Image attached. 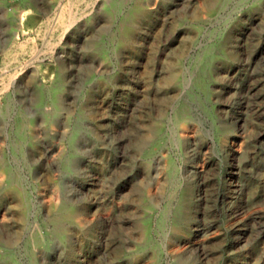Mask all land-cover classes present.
Returning <instances> with one entry per match:
<instances>
[{"label": "rangeland", "instance_id": "1", "mask_svg": "<svg viewBox=\"0 0 264 264\" xmlns=\"http://www.w3.org/2000/svg\"><path fill=\"white\" fill-rule=\"evenodd\" d=\"M0 264H264V0H0Z\"/></svg>", "mask_w": 264, "mask_h": 264}, {"label": "bare ground", "instance_id": "2", "mask_svg": "<svg viewBox=\"0 0 264 264\" xmlns=\"http://www.w3.org/2000/svg\"><path fill=\"white\" fill-rule=\"evenodd\" d=\"M23 47V46H22Z\"/></svg>", "mask_w": 264, "mask_h": 264}]
</instances>
